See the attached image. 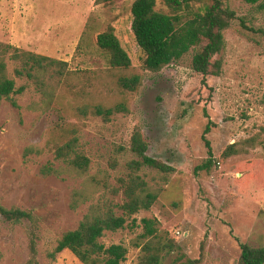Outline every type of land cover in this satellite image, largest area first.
<instances>
[{
	"label": "rangeland",
	"instance_id": "obj_1",
	"mask_svg": "<svg viewBox=\"0 0 264 264\" xmlns=\"http://www.w3.org/2000/svg\"><path fill=\"white\" fill-rule=\"evenodd\" d=\"M133 1L0 0V73L24 87L12 96L16 106L0 98V206L32 216L16 224L0 216V264H81L68 250L50 254L90 206L125 201L119 179L138 160L130 150L136 131L147 155L168 170L141 168L155 202L100 239L127 249L123 264H139L148 241L164 247L162 264H238L239 243L264 247V0H223L234 18L212 59L221 62L220 73L204 81L192 68L203 39L159 72L145 69L131 31ZM110 29L128 68L111 67L97 46V35ZM13 48L63 61L67 73L18 77L23 60L13 59ZM135 76L133 90L120 86ZM97 107L113 114L105 120L93 113ZM208 122L211 158L202 140ZM72 139L89 160L84 173L55 159L56 148ZM208 159L209 169L197 170ZM46 166L56 174L43 176ZM75 191L82 196L72 209ZM144 218L157 221L155 239L141 238Z\"/></svg>",
	"mask_w": 264,
	"mask_h": 264
},
{
	"label": "trees",
	"instance_id": "obj_2",
	"mask_svg": "<svg viewBox=\"0 0 264 264\" xmlns=\"http://www.w3.org/2000/svg\"><path fill=\"white\" fill-rule=\"evenodd\" d=\"M171 12L157 8V0H134L130 12L132 16L131 31L135 42L144 55L143 65L146 70L159 72L163 67L180 60L193 48L199 40L206 41L205 45L192 57L193 70L204 78L208 75L218 76L221 62L214 61V56L219 55L225 45L223 32L229 27L234 13L224 7L223 0H162ZM255 5L259 0H244ZM203 3L197 10H192L193 3ZM209 2V4H207ZM183 12V13H180ZM97 46L105 52L108 63L113 68H128L130 59L121 47L117 37L110 29L99 33L96 37ZM13 59L23 60L22 66L15 69L18 77L39 81V78H62L67 73V63L54 60L45 56L34 55L28 52H19L13 48ZM3 71V70H2ZM3 74L2 72L0 73ZM139 82L137 76L130 79L124 78L120 86L133 90ZM24 87H15V82L5 76H0V98L12 100L13 95L22 94ZM108 120L113 110H102L97 107L93 112ZM211 123L208 122L202 134V140L207 147L208 157H212L210 142L207 134L210 132ZM130 150L137 157V161L128 164L130 173L126 179H119L125 201L121 205L110 203H96L90 206L83 215L77 228L65 232L57 242L50 254L54 258L64 250L71 252L81 264H123L126 260L127 249L122 245L106 247L100 242L105 232H116L123 229L125 223L141 210H149L155 202L157 195L147 188L146 183L138 176L142 167H149L165 172L167 167L147 155V144L142 140L139 132H134L131 137ZM55 159L64 162L68 167L79 173H84L89 167L88 158L77 148L76 140L72 139L56 148ZM208 159L197 170H208ZM43 176L56 174L52 166L43 167ZM73 192L70 207L76 209L80 196ZM115 208L121 215L115 214ZM0 216L9 223H19L24 219H31V214L19 209H6L0 206ZM131 227H136L135 219L131 220ZM155 219H142V239L156 237ZM240 255L238 264H264V247H252L246 243H239ZM142 257L139 264H162L164 256L161 252L164 247L159 243L152 245L149 241L141 249ZM200 259H188L180 264H199Z\"/></svg>",
	"mask_w": 264,
	"mask_h": 264
}]
</instances>
